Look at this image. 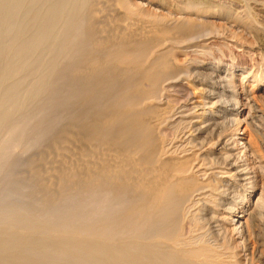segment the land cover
<instances>
[{
    "label": "bare ground",
    "instance_id": "6f19581e",
    "mask_svg": "<svg viewBox=\"0 0 264 264\" xmlns=\"http://www.w3.org/2000/svg\"><path fill=\"white\" fill-rule=\"evenodd\" d=\"M92 1L0 0V264H239L227 225L244 245L264 225L248 158L260 115L237 109L239 71L180 17L134 44L105 40ZM171 1L181 14L208 4ZM57 108L66 142L97 160L63 170L62 199L39 209L13 174L20 151L50 138Z\"/></svg>",
    "mask_w": 264,
    "mask_h": 264
},
{
    "label": "rangeland",
    "instance_id": "374dc122",
    "mask_svg": "<svg viewBox=\"0 0 264 264\" xmlns=\"http://www.w3.org/2000/svg\"><path fill=\"white\" fill-rule=\"evenodd\" d=\"M92 2L94 3L93 9L96 16L94 21L98 30L101 32V37L103 36L102 38L105 40L112 39L110 41L115 43H128L132 41L134 42L135 40L136 41L134 43H136L137 41L140 42L145 40L147 37L153 35L155 28L162 26L163 24L165 25L172 19L174 21L178 20L176 17H180L179 20H182L185 23L189 22L187 23L189 26L193 23L198 24L201 27L203 26L205 30H208V32L214 36L217 43H219V46H217V49H215L216 52L214 51L213 53L214 58H216V62L222 61L227 65H232L235 70L239 71L235 75L236 81L239 84L237 91L242 92V96L246 97L247 95H250L253 99V102L251 101L252 99H249L248 102H246L247 100L245 101V97H243V100H241L242 102L240 101L237 106L238 111L242 112L244 116L243 118L248 116L246 118L248 120L255 118L256 115H260L259 120H256L259 123L255 122L254 125L255 127L256 125L258 126V129L256 128L258 133H256L254 130H250V137L253 138V140L252 138L251 140H256L255 143L259 148V155L254 159L251 155H249L248 158L251 161L254 160L249 162L251 163L250 166H252V168L250 166L249 167L255 172H253L255 175L257 172L256 177L258 179V185L264 189V168L262 167L264 166V0H207L208 4L206 5V12H204L205 14L203 15L201 13L181 14V12L177 11L175 3H173L171 0H93ZM177 14H179V16H177ZM182 15L185 16V19ZM133 42L130 44H134ZM172 58L180 65L181 68L185 67L187 59L184 55L177 54V56H175L176 59L174 56ZM244 72L249 73L250 77L242 82ZM246 103L249 106L244 105ZM57 109L55 110V113L58 121L54 126L50 138L43 141L44 143L42 142L40 144L41 147L38 146L39 148L36 147L35 149L31 150V153L30 151L29 153L20 151V163L18 168L15 170L16 173L14 172L13 174L14 179L17 176L15 181H17L18 184H22L26 195H28L33 201L37 202L36 206L39 209L41 207L39 204H45V201L48 203V201L53 200L50 202L57 204L58 201H60V198L62 199L60 193L61 191H64V188H61L58 179L63 170H66L68 166H74L75 164V167L78 168L79 171V168H82L80 165V159L84 160L85 158V160H87L89 155L90 157L93 156V160L91 161V158L88 161L93 162L97 160L94 158L95 155L91 154L92 150H88L87 152L89 155L83 157L82 154L87 155V153L82 152L85 150L81 149V145L79 143L69 144L66 142L64 139V133L68 128L67 119L64 117L66 116V112L63 113L65 110L62 108H59L58 110ZM59 115L61 120L58 117ZM63 119H65V121H62ZM259 128H261L263 131ZM237 146L242 150V144H238ZM20 155L24 157L22 158ZM259 157L262 161L259 159ZM253 162L256 164L255 167L257 168L254 167ZM259 165L261 167H259ZM19 167L22 168V170ZM20 179L23 181H20ZM40 181L42 183H40ZM47 184L50 187H48ZM44 185L47 186L46 190L43 189V187H45ZM259 194L260 189L257 190V192L254 193L250 198V202L253 207L255 206L254 204L260 205L263 203L261 201V203L259 202ZM37 207L36 209L39 210ZM240 214L241 211L238 210L235 215L239 216ZM262 219L264 224V217ZM226 228L229 229L227 235L230 241L232 240L231 245L235 247L233 252H235V254L238 253L237 255L239 264H264V231H262L264 230V225L260 230V237L252 239L253 241H251L250 244L245 243L247 245H244V242H242L236 232L234 233L233 226L227 225ZM235 228L240 230L239 224H236ZM244 247H247L250 250L247 251V249ZM252 247H255L256 250L253 256L251 255Z\"/></svg>",
    "mask_w": 264,
    "mask_h": 264
}]
</instances>
